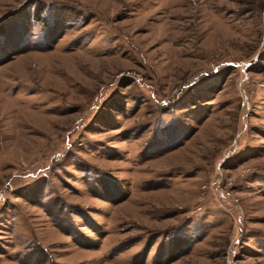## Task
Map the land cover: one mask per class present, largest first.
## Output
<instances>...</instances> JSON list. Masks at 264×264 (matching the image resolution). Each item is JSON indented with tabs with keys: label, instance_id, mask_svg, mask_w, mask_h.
I'll list each match as a JSON object with an SVG mask.
<instances>
[{
	"label": "rangeland",
	"instance_id": "obj_1",
	"mask_svg": "<svg viewBox=\"0 0 264 264\" xmlns=\"http://www.w3.org/2000/svg\"><path fill=\"white\" fill-rule=\"evenodd\" d=\"M0 264H264V0H0Z\"/></svg>",
	"mask_w": 264,
	"mask_h": 264
},
{
	"label": "trees",
	"instance_id": "obj_2",
	"mask_svg": "<svg viewBox=\"0 0 264 264\" xmlns=\"http://www.w3.org/2000/svg\"><path fill=\"white\" fill-rule=\"evenodd\" d=\"M1 34V33H0Z\"/></svg>",
	"mask_w": 264,
	"mask_h": 264
}]
</instances>
